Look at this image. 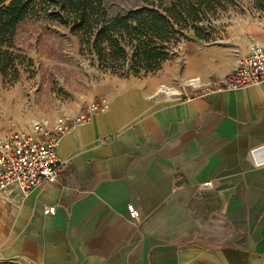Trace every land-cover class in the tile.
I'll use <instances>...</instances> for the list:
<instances>
[{"label":"crops","instance_id":"obj_1","mask_svg":"<svg viewBox=\"0 0 264 264\" xmlns=\"http://www.w3.org/2000/svg\"><path fill=\"white\" fill-rule=\"evenodd\" d=\"M248 32L241 53L196 61L189 95L155 76L102 82L109 108L60 139L58 183L0 194L13 216L0 264H264V167L250 158L264 144V83L195 92L264 46V20Z\"/></svg>","mask_w":264,"mask_h":264},{"label":"rangeland","instance_id":"obj_2","mask_svg":"<svg viewBox=\"0 0 264 264\" xmlns=\"http://www.w3.org/2000/svg\"><path fill=\"white\" fill-rule=\"evenodd\" d=\"M238 3L199 24L209 35L206 41L197 39L193 32L186 33L185 39L172 46L170 61L158 72L140 77L126 78L121 76L123 73L100 67L95 56L85 51L80 36L69 27L41 19L22 22L11 40L0 39V133H33L38 126L51 133L62 115L77 113L93 101H101L96 98L98 86L110 78L155 76L165 82L168 78L175 85H165L169 94L189 95L197 89L188 74L196 61L199 64L213 53L224 58L241 53L250 25L264 20V14L254 8L251 0ZM143 6L142 0L104 2L109 17L127 15ZM226 64L218 60L219 66ZM12 220L11 212L7 214L0 208V240Z\"/></svg>","mask_w":264,"mask_h":264},{"label":"trees","instance_id":"obj_3","mask_svg":"<svg viewBox=\"0 0 264 264\" xmlns=\"http://www.w3.org/2000/svg\"><path fill=\"white\" fill-rule=\"evenodd\" d=\"M105 1L0 0V39L11 40L28 19L57 22L80 36L85 51L103 69L140 77L158 72L170 61L172 46L186 33L206 41L209 35L199 24L242 0H142V8L116 17H109ZM251 2L264 14V0Z\"/></svg>","mask_w":264,"mask_h":264},{"label":"built area","instance_id":"obj_4","mask_svg":"<svg viewBox=\"0 0 264 264\" xmlns=\"http://www.w3.org/2000/svg\"><path fill=\"white\" fill-rule=\"evenodd\" d=\"M264 83V46H253L229 75L213 80L195 92L242 91ZM105 100L88 104L78 115L61 116L51 133L40 126L33 133L12 130L0 133V194L14 191L28 197L38 188L54 185L61 179L66 165L58 155L60 139L74 127L88 124L95 115L107 111ZM254 167H264V144L250 150ZM129 220L136 222L140 213L128 207ZM50 214L55 208L47 209Z\"/></svg>","mask_w":264,"mask_h":264},{"label":"bare ground","instance_id":"obj_5","mask_svg":"<svg viewBox=\"0 0 264 264\" xmlns=\"http://www.w3.org/2000/svg\"><path fill=\"white\" fill-rule=\"evenodd\" d=\"M168 96H173L172 94H169Z\"/></svg>","mask_w":264,"mask_h":264}]
</instances>
